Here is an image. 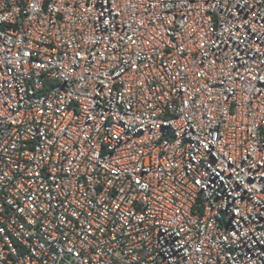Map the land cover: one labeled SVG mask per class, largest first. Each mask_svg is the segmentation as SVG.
Returning <instances> with one entry per match:
<instances>
[{"label": "built area", "instance_id": "obj_1", "mask_svg": "<svg viewBox=\"0 0 264 264\" xmlns=\"http://www.w3.org/2000/svg\"><path fill=\"white\" fill-rule=\"evenodd\" d=\"M0 264H264V0H0Z\"/></svg>", "mask_w": 264, "mask_h": 264}]
</instances>
